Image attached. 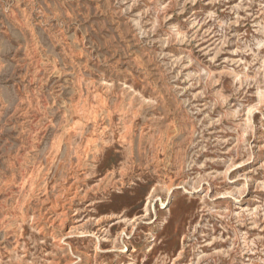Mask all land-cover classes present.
<instances>
[{
	"label": "rangeland",
	"instance_id": "374dc122",
	"mask_svg": "<svg viewBox=\"0 0 264 264\" xmlns=\"http://www.w3.org/2000/svg\"><path fill=\"white\" fill-rule=\"evenodd\" d=\"M0 264H264V0H0Z\"/></svg>",
	"mask_w": 264,
	"mask_h": 264
},
{
	"label": "bare ground",
	"instance_id": "6f19581e",
	"mask_svg": "<svg viewBox=\"0 0 264 264\" xmlns=\"http://www.w3.org/2000/svg\"><path fill=\"white\" fill-rule=\"evenodd\" d=\"M28 175V174H27ZM28 187V186H27ZM22 197V196H21ZM18 198V197H17Z\"/></svg>",
	"mask_w": 264,
	"mask_h": 264
}]
</instances>
